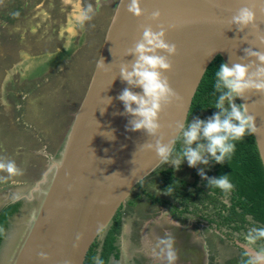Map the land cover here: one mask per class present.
<instances>
[{"label":"water","instance_id":"1","mask_svg":"<svg viewBox=\"0 0 264 264\" xmlns=\"http://www.w3.org/2000/svg\"><path fill=\"white\" fill-rule=\"evenodd\" d=\"M129 2L117 5L49 186L12 264H83L134 187L162 163L154 152L140 149L149 137L127 130L131 117L122 114L123 104L116 99L128 87L119 78V67L132 59L125 53L142 35L140 25L156 29L163 24L167 41L177 47L173 70L166 75L182 99L161 114L166 143L178 139L177 125L187 122L194 94L212 61L219 56L224 63L241 62L243 49L250 46L244 36L251 41L252 32H238L229 24L236 10L255 7L264 30V0H142L145 16L139 19L127 12ZM157 9L160 20L152 22L148 17ZM101 60L105 70L97 67ZM238 102L246 103L255 117L257 131L252 135L264 168V96L250 93Z\"/></svg>","mask_w":264,"mask_h":264},{"label":"rangeland","instance_id":"2","mask_svg":"<svg viewBox=\"0 0 264 264\" xmlns=\"http://www.w3.org/2000/svg\"><path fill=\"white\" fill-rule=\"evenodd\" d=\"M119 1L0 0V158L13 160L20 170L17 174L0 171V208L21 201L19 212L10 220L0 245V264H12L38 211ZM89 8L92 18L86 20ZM67 50L65 58L53 61L57 65H50L53 55ZM235 102L238 104V100ZM167 169L188 184L194 179L185 162L179 169L162 162L134 187L120 212L119 260L110 264L139 263L134 253L141 238L147 243L144 242L143 249L153 246L154 256L150 253L152 257L147 264H155L158 244L164 236L159 231L150 234V225H147L150 228L147 235L141 233L138 228L142 221L138 218H143L145 223L161 217L166 224L170 222V215L186 230L191 226L194 236L206 237L211 248L217 243L219 256L215 251L216 258L211 256L212 264H219V259L231 254L237 256V261L230 264H238V261L245 264L248 257L221 239L214 228L206 229L204 223L192 215L175 212L173 207L178 206L177 202L159 187L160 174ZM107 228L97 238L98 243ZM251 229L232 232L230 236L243 247L257 252L264 243L250 245L242 240ZM138 233L139 236L141 233L139 239Z\"/></svg>","mask_w":264,"mask_h":264},{"label":"clouds","instance_id":"3","mask_svg":"<svg viewBox=\"0 0 264 264\" xmlns=\"http://www.w3.org/2000/svg\"><path fill=\"white\" fill-rule=\"evenodd\" d=\"M141 5L142 0H130L127 12L139 19L145 16ZM90 12L89 8L85 13L86 20L92 18ZM160 17L161 12L157 9L148 19L157 22ZM257 19L256 8L247 5L238 8L231 16V28L235 27L238 32L247 29L252 32L253 39L249 41L244 36V41L250 46L243 49L241 62L222 63L215 71L213 95L216 101L212 107L218 111L206 120L197 117L178 123L179 150L174 147L175 141L165 142L164 125L161 123V114L182 99L166 75L173 70L171 58L177 54V47L167 41V29L163 24H157L156 29L151 24L139 26L142 35L125 53L132 59L119 67V78L128 87L116 99L123 104L122 114L131 117L127 130L142 131L149 137L140 149L154 152L158 160L177 169L185 160L191 168L201 164L208 166L210 161L224 164L234 154L236 143L257 131L255 117L249 113L247 104L235 102L237 99L244 101L250 93L264 96V30ZM97 67L105 70L107 65L101 60ZM135 88L142 91H132ZM108 98L109 105L112 98ZM0 171L17 174L20 170L13 160L0 158ZM199 175L207 181L209 188H218L224 193L234 188L229 175L210 178L203 169L199 170ZM246 239L250 245L264 240V227L252 228ZM158 248L156 258L160 264H175L178 257L171 236L162 238ZM39 255L47 259L45 253ZM97 264L101 262L97 260ZM245 264H264V247L254 256H249Z\"/></svg>","mask_w":264,"mask_h":264},{"label":"trees","instance_id":"4","mask_svg":"<svg viewBox=\"0 0 264 264\" xmlns=\"http://www.w3.org/2000/svg\"><path fill=\"white\" fill-rule=\"evenodd\" d=\"M67 52L69 50L53 55L50 65H57L53 61L65 58ZM222 63L224 62L221 57L217 56L208 66L192 99L187 121L203 115L212 116L218 111V109L212 107L216 101V96L213 95V85L215 71L218 70ZM174 147L179 150V139L176 140ZM184 162L188 166L187 161L185 160ZM162 174L164 175L163 189L167 190L169 188L168 191L175 195L182 196L185 194V192H181L177 188L180 185H186L185 181H179L174 178L171 169L162 171ZM215 175L216 178L221 175H229V180L234 185L232 190H234L233 200L235 203L232 205V212L238 216L240 223L236 229L243 228L245 215L252 217L255 227H264V168L252 134L247 135L242 141L236 143V150L230 159L224 164H217ZM236 206L240 209L238 214L235 213ZM20 207L21 201H15L7 203L0 208V245L5 238L10 220L19 212ZM120 211L121 207L110 222V226H108L101 243L95 241L92 244L83 264H97V260L101 264H107L111 256L118 257L117 246L114 244L116 235L120 233L121 229ZM98 246L100 247L99 252L97 250Z\"/></svg>","mask_w":264,"mask_h":264},{"label":"flooded vegetation","instance_id":"5","mask_svg":"<svg viewBox=\"0 0 264 264\" xmlns=\"http://www.w3.org/2000/svg\"><path fill=\"white\" fill-rule=\"evenodd\" d=\"M216 166H217V163L215 161H210V164L208 166H205L202 164L198 165L194 169L189 168L187 166L188 169L191 171L192 177H194V179L190 184H188L185 180L176 178L179 181L186 182V185L184 186L180 185L177 187L179 191L185 192V194H183L182 196L171 194L170 192L168 193L167 190L163 189L162 182L164 180V175L162 173L160 174L161 175L160 176L161 185H159V187L163 192H165V194H167V196L174 198V200L177 202L176 205L178 206L173 207V209L175 210V212H177V214L188 215V216L192 215L195 218V220H199L203 222L204 227L206 229H208L209 227L214 228V231L216 232V234H218V236L221 239L225 240L228 244L232 245L243 256L249 257L250 255L247 252V248L243 247L242 245H240V243L235 241V239H233L232 236H230V233L240 232L242 229H247L248 227L253 228L252 225L254 226V223H253L252 217L249 215H245L244 216L245 222H244L243 228L237 230L236 228L240 224L239 219H238V216L232 212V205L235 203V201L233 200L234 190H231L229 193H224L218 188H209L207 181L199 175V170L203 169L206 176L210 178H213V177L216 178V175H215ZM194 183L195 185H193ZM124 205L121 207V211ZM239 212H240V209L238 206H236L235 213L238 214ZM170 218L174 221L172 235H173V240L177 247V248H174L177 253V257H178L175 264H212L211 256L215 257V254H214L215 251H216V254L219 256L217 246H216L217 243L215 245L213 244L214 249L211 248L208 242V239L206 237L203 236L204 237L203 238L199 234H197L196 236L193 235L195 231L192 229L191 226H188L186 230L185 226H179L177 221H175L172 218V215H170ZM138 219L140 220V218ZM176 225L179 227V230H176L177 228ZM185 225H188V222ZM121 228H122V224H121ZM139 228H140L139 231L143 233L144 235H146L145 228H143L142 226ZM182 228L184 229L185 232H183ZM200 231H201V228H199L198 232ZM106 232L104 233L103 238L105 237ZM181 232H183V234H181ZM149 233L151 234L152 232L150 231ZM120 235H121V229H120V233L116 235V240L114 244L115 246H117L118 257L115 258L111 256L109 258L108 264L111 261L115 262L119 260L120 245H119L118 239ZM130 236L131 235L128 234L129 238H131ZM128 237H127V240H128ZM185 237L187 238L186 241H185ZM141 240L143 239L141 238L140 241L138 242V247H141L140 245H142ZM242 240L245 241L244 244L247 243L246 237L243 238ZM144 242L145 244H147L146 241H143V245H144ZM258 243L259 245L262 246V243H264V240L258 241ZM192 245H194V248H195L194 250H191ZM144 250L146 251L144 252V257L142 256V258L139 260L140 262L138 261L139 262L138 264H147V260L152 257L151 255H153L151 251L147 249H144ZM99 251H100V248H99ZM219 260H220L218 262L219 264L221 263L225 264L227 260L230 261L227 264H230L235 260L237 261V256L235 254H231L228 256L226 255ZM225 260L226 262H224ZM155 264H160V261L157 260ZM238 264H240L239 261H238Z\"/></svg>","mask_w":264,"mask_h":264},{"label":"crops","instance_id":"6","mask_svg":"<svg viewBox=\"0 0 264 264\" xmlns=\"http://www.w3.org/2000/svg\"><path fill=\"white\" fill-rule=\"evenodd\" d=\"M140 221H142V223H139L143 228H145V232H146V235L148 234L147 233V231L149 232V229L150 228H147L148 226L147 225H150V227H151V229H150V231L151 232H160V234L162 233L163 234V236H164V238H166L167 236H171L172 238H173V233H172V231H173V223H174V221L170 218V222H166V224L165 223H163V220H161V217H156L155 219H154V222H148V221H146L145 223H143V221H144V219L143 218H140ZM151 221V220H150ZM138 230H140V228H138ZM140 236H141V233H140ZM139 236V233H138V235H137V238L139 239V238H141ZM142 241V245H140L141 247H139L135 252V258L137 259V261H139L141 258H142V256L144 257V252H146L144 249H143V240H141ZM137 247H138V245H137ZM152 247L153 246H151L150 245V248H148L149 249V251H151V253L153 252L152 251ZM155 247V246H154ZM174 248H177L176 247V244H175V242H174ZM195 248H194V245H192L191 246V250H194ZM141 250V254H139V251ZM154 254V253H153ZM141 255V256H140ZM111 262H113V261H111ZM140 262V261H139ZM108 264V263H107ZM110 264V263H109ZM138 264V263H137Z\"/></svg>","mask_w":264,"mask_h":264}]
</instances>
